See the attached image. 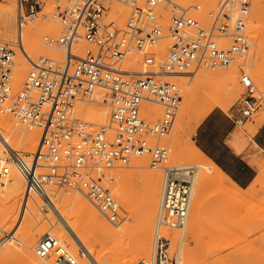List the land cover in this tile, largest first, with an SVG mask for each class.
<instances>
[{
    "label": "built area",
    "instance_id": "obj_1",
    "mask_svg": "<svg viewBox=\"0 0 264 264\" xmlns=\"http://www.w3.org/2000/svg\"><path fill=\"white\" fill-rule=\"evenodd\" d=\"M128 9L122 24L106 20L112 2ZM17 45L22 47V31L41 10V0H15ZM51 16L61 30L45 35L44 42L62 48L58 60L41 55L33 60L25 53L30 68L14 96L10 92L15 49L0 39V112L39 127V144L34 151H12L0 165V184L14 169L25 182V193L47 198L51 185L66 193L79 191L111 223L126 219L118 200L94 175L97 162L106 166L127 164L133 155L148 154L151 167H161L163 180L160 205L168 212L170 227L182 228L187 219L191 181L177 165H161L167 150L152 145L150 138L164 133L172 123L181 100L176 83L156 79V75H190L199 68L227 65L246 54L250 42L247 21L250 0H220L209 25L187 13L176 0H55ZM168 38V52L159 69L137 72L124 69L129 51H140ZM79 43L85 47L79 52ZM241 95L233 105V124L250 120L264 102V92L251 75L240 68ZM97 88L107 89L109 123L90 130V123L73 117L75 103L85 100ZM148 102L161 105L157 120L150 119ZM114 136H109V129ZM171 240L156 237L153 255L137 264H177V249ZM37 257L49 264H82L65 243L50 235L34 246Z\"/></svg>",
    "mask_w": 264,
    "mask_h": 264
},
{
    "label": "rangeland",
    "instance_id": "obj_2",
    "mask_svg": "<svg viewBox=\"0 0 264 264\" xmlns=\"http://www.w3.org/2000/svg\"><path fill=\"white\" fill-rule=\"evenodd\" d=\"M41 1L42 5L40 12L34 20L27 22V25H24L23 27V29L34 28V30H36V37L39 40L40 47L36 52L30 53L31 58L37 60L39 56L45 55L62 60L65 57L64 50L56 46L47 45L43 40L45 35H55L61 30L58 20L50 16L57 5L55 4V0ZM176 1L186 7L188 10L187 13L199 20L202 25H209L220 0H216V2L213 0V10L206 17H202L198 12L200 0ZM2 4H6L4 5L5 7H3ZM116 4L119 5L114 1L110 4L106 13V20L114 19L118 24H122L127 15L128 9L119 5L122 7L121 13L123 15L121 17L116 15V13L113 15L112 8H114ZM7 9L10 10L12 18L11 25L7 28L8 33L5 34L3 18L6 11H8ZM16 34L15 0H0V39L12 44L15 49L14 59L17 61L18 58L16 53L18 46ZM247 35L250 42L248 51L245 55L234 59L227 65H218L214 68H199L194 73L184 77L181 75L155 76L157 80L176 83L181 90V100L172 123L165 129L163 134L150 138L152 145H159L167 150V158L161 162V165L194 163L195 160L193 159L176 157L173 152L174 147H177L178 145L180 149L189 151L190 147L187 143L194 142L197 144L196 128L199 122L212 109L218 108L223 112L220 116L223 118L222 121L219 122L220 124L226 123L227 120L230 121V117L234 114L233 105L243 90L238 80L240 68H243L250 73L257 88L264 92V0H250ZM159 42L160 43L154 47L144 48L136 52L130 51L129 54H132L134 59H130L132 63H129V65H126L127 59L124 60L122 67L137 72L159 69L163 57L169 50V39L163 38ZM166 43L167 45L165 46ZM84 47V43H79L80 53ZM26 64L28 65V71L30 66L28 63ZM194 74H196L195 78L200 76L209 78L210 86L206 91H202L201 89L198 90L193 97L194 99L192 98L189 107H185L183 102L182 83L184 80H190ZM226 74L232 75L233 81L231 86L227 84ZM21 87L22 84L18 85L14 82V73H12L10 83L11 95L14 96L16 91ZM97 89H101L105 92V96L102 100L106 101V104L95 103L91 101V97H89L85 99L86 101L77 103L78 106H80V104L87 106V109H85L87 110L85 111L86 113L84 110L79 109V111L76 110V114L73 112L71 114L73 117L81 118L89 123L93 122L90 123V130H94L99 125H102L99 123H109L110 119V110L107 105V89ZM148 105L151 110L150 119L157 120L161 114V105L150 102H148ZM208 105H212V108L210 111L208 110V112H206V107ZM97 108L105 109V117H102L97 113ZM90 109H92L91 112L93 113H90ZM95 113L97 115H94ZM1 114H4L7 119L18 125L37 129L38 140L36 145L38 144L41 133L39 127L33 124L20 122L10 113ZM263 118L264 102L260 101L258 110L250 120L242 125H233L234 128L232 135L234 132H240L241 138L244 141V148L241 152L248 157V159L250 158V160L258 167V175L252 183L245 188L238 189L231 184L227 177L224 175L223 177L216 169L211 168L210 173L212 176L203 183L198 194H195L198 183L194 185L188 215L190 216L191 214H194L197 216V223L193 230L183 237L181 244L179 240L181 229L162 224V228H164L166 232L164 235L169 238L171 237L170 251H176L177 249L178 253V250L180 251L181 247L177 264H264V150L253 141V136L261 124H258V119ZM112 132H114V129H109L108 135L111 136ZM229 143L233 146L231 141ZM36 147L37 146L35 145L34 147H28V145L22 144L17 151H34ZM190 151L196 155V158L200 162L205 165L208 163L207 165L211 166L209 161L198 155L193 149ZM138 160H141L143 163V166L140 168L136 167V162H138ZM4 162L0 160V165ZM202 168L205 169L204 167ZM122 171H129L130 176H120L119 174ZM15 172L16 171L13 169L6 180L8 181L11 178L15 181V177L19 175ZM144 172L157 173L158 192L155 213H153L152 222H149L148 224V230L150 229L151 231L149 232V235H142L139 237L136 230L139 223L136 221H138L143 212L141 203L144 202L146 194ZM93 175L109 189L111 194L118 200L121 207L126 212V219L117 224L111 223L100 211L98 212L100 217H104L113 227L121 230L119 235L114 238V241L116 240L117 242H112L114 245L111 243V241H113L112 237L108 238L105 235H102L99 231L95 230L89 221L80 218L78 219L83 232L86 233L89 241L94 243L98 257L107 264H121L124 258L135 257L138 254L136 249L141 247L143 250L144 248H148L145 250L147 252L137 255L134 258L133 264H137L140 260H149L152 253L154 230L158 222V195L161 191L160 187L163 180L162 168L151 167L149 155L142 154L131 156L129 163L127 164L114 163L111 166H106L103 162L99 161L93 167ZM6 180L3 181V185H0V188L8 187L13 193L15 190L12 188L14 181L11 180L12 183L5 184L7 182ZM211 186L214 188H211ZM48 188L52 189V194H54L56 198L58 197L60 202L65 196L79 192L71 191L66 193L62 189L53 185ZM118 192H121L122 195L128 198L129 204H122L121 196ZM8 194L10 195V198L7 199L3 205L1 203V198L5 196V193L2 191L0 192V264H26L17 248V245L20 242L15 236L19 237L24 228L29 225H31L32 231H36L39 228L45 230L48 226L50 227V218H48L49 216L47 217L49 214L46 215L45 213L47 211H43L45 210L43 205H46V203L43 205L42 203L45 202V200L42 197L39 198V196L34 193L27 195L24 189L22 196L18 195L17 197H12L11 193ZM34 197H37V199H33ZM25 198H28L30 203L33 201L32 204L35 205L36 212H32L24 207L23 201ZM37 200H39L40 203L37 204ZM194 202L198 205L197 211H191ZM167 215L168 212H166V216ZM55 225L56 224L54 223L53 227ZM40 237H38L37 240ZM64 239L65 237H63V240ZM34 256L36 257V260L43 264L44 261H41L35 254ZM45 261L44 264H49L50 259ZM95 263L97 264V262Z\"/></svg>",
    "mask_w": 264,
    "mask_h": 264
},
{
    "label": "bare ground",
    "instance_id": "obj_3",
    "mask_svg": "<svg viewBox=\"0 0 264 264\" xmlns=\"http://www.w3.org/2000/svg\"><path fill=\"white\" fill-rule=\"evenodd\" d=\"M215 2H216V0H215ZM199 3L200 4L198 5V7H199L198 12L200 13V15L202 17L208 16L213 10V0H200ZM4 5H6V4H4ZM4 5H3V7H5ZM119 5L116 4L115 7L112 8V13H113V15H115V13H116V15L121 17L123 15L121 13L122 7ZM11 15L12 14H10V10H8V11H6L5 16L3 18L4 26H5V34L8 33L7 28L10 27V25H11V18H12ZM50 16H51V14H50ZM22 32H23L22 33V47H17L16 56H17L18 60L17 61L15 60L14 67H13L14 82L18 85L22 84V82L24 81V79L26 77V72L28 69V65L26 63H28L30 66V62L26 59L25 53L29 57H31L30 53L36 52L40 47L39 46V40L36 37V30H34V28H26V29L24 28ZM159 43L160 42H158L154 46L158 45ZM166 45H167V43L165 44V46ZM157 50H158V48H157ZM131 51H133V50H131ZM129 52L127 53L126 58H125V60L127 59L126 65H129V63H132L131 60L134 59V56L132 54L130 55ZM134 52H136V51H134ZM181 76L184 77L186 75H181ZM195 76H196V74L192 75V78L190 80H188V81L184 80L182 83L183 102H184L185 107H189L192 98L195 96V94L197 93L198 90L201 89L202 91H206L210 86L209 78L202 77V76L195 78ZM226 80H227V84L231 86L232 81H233L232 75L226 74ZM104 96H105V92L103 90L96 89L94 91V93L91 95L90 99H91V101H93L95 103L106 104V101L102 100L104 98ZM82 101H86V100H79L75 103V105L73 107V111H72L74 114H76V110L79 111V109L84 110V112L87 111V110H85V109H87V106H85L84 104H82V105L80 104V106L77 105L78 102H82ZM76 107H78V108H76ZM89 108H91V107H89ZM211 108H212V105H208L206 107V112H208V110L210 111ZM91 111H92V109H90V113H93ZM96 111L102 117H105V109L104 108H97ZM94 115H97V114L95 113ZM258 120L260 121L261 119H258ZM90 123H93V122H90ZM99 124H104V123H99ZM114 134H115V132H112L111 137L114 136ZM234 138L237 139V141L234 143V145H236L235 146L236 150L237 151L243 150L244 141L241 138V133L236 132ZM37 140H38L37 129L31 128L28 126H24V125H18L14 122H11L9 119H7L5 117L4 114L0 113V160L1 161L7 162L8 161V155H10L12 151L18 150L22 144H26V145H28V147H34V145L38 146L39 141H38V144L36 145ZM184 143H186V142H184ZM187 145L190 147V150L193 149L198 155L202 156L205 160L209 161V163L211 165V166H209V165H207L208 164L207 163L206 164L207 166H206L204 163L200 162L196 158V155L191 153L190 150L189 151L188 150H182L178 147V145H177V147H174L173 152H174V155L176 157H180V158L186 157L188 159L195 160L194 163L176 164L177 166L183 168L182 174L187 175L191 181V199H190V204H191L193 191H194V185L198 183V187H197L196 192H195V194L196 193L198 194L199 189H201L203 183L209 177L212 176L210 173L211 168L216 169L219 173L222 174V176L224 175L225 177H227V175L212 160H210L208 157H206L205 154L195 145L194 142H192V143L190 142L189 144L187 143ZM136 160H137V158H136ZM142 166H143L142 161L138 160V162H136V167L140 168ZM202 167H204L205 169H203ZM15 173L19 174L17 172H15ZM118 174H117V176H118ZM140 174H141V172H140ZM156 174L151 173V172H147V173L144 172V178H145V183H146V194H145L144 202L141 203L142 208H143V210H142L143 212L140 215L138 221H136L137 223H139V226L136 229L139 237H141L142 235L143 236L149 235V232L151 231L150 229L148 230V224H149V222H152L153 213H155V208H156V204H157L158 177L156 176ZM119 175L120 176L123 175L124 177H126L129 175V171L128 172L122 171V172H120ZM11 180L14 181V179L10 178L8 181L6 180L7 182L5 184L12 183ZM0 185H3V182ZM123 185H125V184H123ZM212 186H211V188H214ZM12 188L15 189L13 191V193L10 191V188H8V187L0 188V192L2 191L5 193V196L3 198H1V201H2L1 203L3 205H4V202L10 198V195L8 193H11L12 197L13 196L17 197L18 195H21V196L23 195L24 189H25V182H24V180L20 174L15 177V181H14ZM160 190H161V187H160ZM46 192H47V198L42 197L45 200V202H43L42 205L46 203L47 206L43 205V208L45 210H43L41 206L40 207L44 212H46V211L48 212V213L46 212L45 214L46 215L49 214V215H47V217L49 216L48 218H50L49 223L51 224V226H50L51 228L48 226V228H46L45 230H42L39 228L36 231H32L31 225H29L26 228H24L23 232L21 233V235L19 237L15 236L20 242L17 245V248L22 255L23 261L26 264H41L38 260H36V257L34 256V254H35L34 253V246H35L34 244L38 241L37 240L38 237L50 235V236H54V237L58 238L59 241L65 243L67 245V247L70 248V252L77 259H79L80 262L82 261L84 264H96L95 262H97V264H107L106 262H103L100 259V257H98L97 249L95 248L94 243L89 241L86 233L83 232L81 225L79 224L78 219L80 218V219H84V220L89 221L90 224H92V226L95 228V230L99 231L102 235H105L108 238L112 237L113 241H111V243L117 242L116 240L114 241V238L117 235H119L121 230H118L117 228L113 227L110 224V222H108L104 217L103 218L100 217L99 213H98L99 212L98 208L85 196V194H82L80 192L74 193L73 195L65 196L63 198V200L60 202L59 198L58 197L56 198L54 196V194H52L53 192H52L51 188H47ZM118 194L121 196L122 204H124V205L129 204L128 198L126 196L122 195L121 192H118ZM40 197L41 196H39V198ZM158 197H159V205H158L159 210H158V214H157L158 222H157L155 230H154L152 253H151L150 257H152V255H153L156 237H158V235L163 236L166 233L165 229L162 228L163 227L162 223L165 221L164 219L166 217L167 211L165 209H163L162 206L160 205V192H159ZM35 198L37 199V197H34L33 199H35ZM38 201L39 200L36 201L37 204L40 203V201L39 202ZM32 202L33 201H31V203H30L28 198H25V200L23 201V205L28 210H30L32 212H36L37 210L35 208V205L32 204ZM197 208H198V205H196L194 202V205H193L191 211L192 210L197 211ZM189 209H190V205H189ZM188 214H189V211H188ZM196 217L197 216H195L194 214L187 216V219L181 228L180 238H179L180 244H181V241L183 240V237L185 235H187V233H189L195 227V224L197 223ZM54 223L56 225L53 227ZM63 237H65L66 240L65 239L63 240ZM146 242H147V240H146ZM114 243H112V244L114 245ZM143 243H145V242H143ZM147 249L144 248V250H143L141 247L139 249H136V251L138 253L137 255L146 253L147 251H145V250H147ZM32 251L34 254L32 253ZM180 252H181V247H180V251L178 250V256H179ZM135 257L124 258L122 260L121 264H133ZM39 259L41 261L46 262L44 259H41V258H39ZM177 259H178L177 261H179V257H177ZM94 260H96V261H94ZM144 261H146V260H144ZM44 262H43V264H44Z\"/></svg>",
    "mask_w": 264,
    "mask_h": 264
},
{
    "label": "crops",
    "instance_id": "obj_4",
    "mask_svg": "<svg viewBox=\"0 0 264 264\" xmlns=\"http://www.w3.org/2000/svg\"><path fill=\"white\" fill-rule=\"evenodd\" d=\"M214 114L221 116L223 112L218 108H214L199 122L196 128V140L198 143H195V145L205 154L206 157L212 160L223 172L226 173L227 179L230 177L228 180L232 185H237L236 188L238 189L245 188L249 186L258 175V167L250 160V158L248 159V157L241 152L242 150H236V145H234V143L237 139L234 138L236 132L232 135L235 126L232 121V116L230 117V121L227 120V122L223 124L219 123L218 127L214 124V131L216 132V137L213 140L214 148L211 150L208 149L207 137H204L202 132L205 130V122L208 120L209 116ZM263 119L259 121L261 124L253 136V141L264 150ZM230 141L234 147L229 143Z\"/></svg>",
    "mask_w": 264,
    "mask_h": 264
},
{
    "label": "snow or ice",
    "instance_id": "obj_5",
    "mask_svg": "<svg viewBox=\"0 0 264 264\" xmlns=\"http://www.w3.org/2000/svg\"><path fill=\"white\" fill-rule=\"evenodd\" d=\"M222 117H220L218 114H214L212 116H209L208 120L205 122L204 125V131L202 132V135L204 137H207V147L209 150L214 148L213 140L216 137V132L214 131V124L216 126H219V122L222 121Z\"/></svg>",
    "mask_w": 264,
    "mask_h": 264
}]
</instances>
